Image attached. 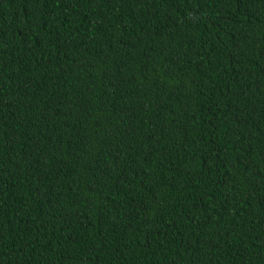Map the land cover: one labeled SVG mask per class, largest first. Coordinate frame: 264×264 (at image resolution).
<instances>
[{
  "label": "trees",
  "instance_id": "obj_1",
  "mask_svg": "<svg viewBox=\"0 0 264 264\" xmlns=\"http://www.w3.org/2000/svg\"><path fill=\"white\" fill-rule=\"evenodd\" d=\"M0 264H264V0H0Z\"/></svg>",
  "mask_w": 264,
  "mask_h": 264
}]
</instances>
